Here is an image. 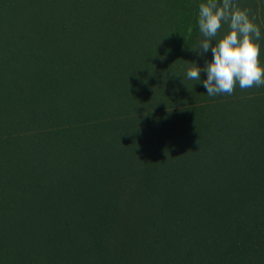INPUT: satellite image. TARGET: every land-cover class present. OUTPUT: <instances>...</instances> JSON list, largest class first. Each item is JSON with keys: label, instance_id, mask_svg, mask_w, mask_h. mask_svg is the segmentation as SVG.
I'll list each match as a JSON object with an SVG mask.
<instances>
[{"label": "trees", "instance_id": "obj_1", "mask_svg": "<svg viewBox=\"0 0 264 264\" xmlns=\"http://www.w3.org/2000/svg\"><path fill=\"white\" fill-rule=\"evenodd\" d=\"M201 2L0 8V264H264V86L186 78Z\"/></svg>", "mask_w": 264, "mask_h": 264}, {"label": "clouds", "instance_id": "obj_2", "mask_svg": "<svg viewBox=\"0 0 264 264\" xmlns=\"http://www.w3.org/2000/svg\"><path fill=\"white\" fill-rule=\"evenodd\" d=\"M197 25L203 39L192 50L201 57L210 50L212 59H205L203 68L191 62L187 79L202 82L210 97L232 95L237 85L241 90L264 86L258 43L261 29L249 9H241L237 0H203L198 5ZM202 72L207 75L203 81Z\"/></svg>", "mask_w": 264, "mask_h": 264}, {"label": "rangeland", "instance_id": "obj_3", "mask_svg": "<svg viewBox=\"0 0 264 264\" xmlns=\"http://www.w3.org/2000/svg\"><path fill=\"white\" fill-rule=\"evenodd\" d=\"M12 0H0V8H3L4 10L6 8H11L14 7L16 8V6L11 5ZM256 1V0H255ZM19 2V0H18ZM119 2V1H118ZM117 2V4H118ZM257 2L259 3V1L257 0ZM101 3V0H100ZM238 6L241 9H249L250 13L254 12L255 9V5H254V0H237ZM85 10H80V12H85V13H95L98 11V8L100 6H98L97 4H95L94 8H90V6L88 7L87 4L84 5ZM131 12L134 13V9L131 7ZM74 12L78 11L77 8L73 9ZM78 12V13H80ZM72 20H74L73 17H71ZM226 25H225V29H226ZM80 30H82V28L78 29V32H74V37H78L80 34ZM102 68L108 69V68H112V66L109 63H102ZM206 75V74H205ZM18 93H13L12 95V99H10V102L8 104V107L6 106L5 109L0 110V120L1 123L3 122H12L14 121L13 118V114L16 112L18 114V112L21 110L20 108H22L25 104L23 102V96L22 95H17ZM119 169L117 168V171Z\"/></svg>", "mask_w": 264, "mask_h": 264}]
</instances>
